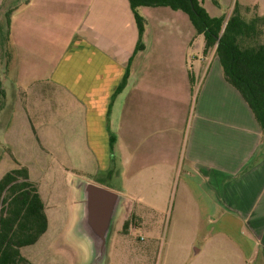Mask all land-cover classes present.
Returning <instances> with one entry per match:
<instances>
[{"label": "crops", "instance_id": "crops-1", "mask_svg": "<svg viewBox=\"0 0 264 264\" xmlns=\"http://www.w3.org/2000/svg\"><path fill=\"white\" fill-rule=\"evenodd\" d=\"M26 2L6 29L23 119L48 128L47 144L69 145L72 169L130 196L136 225L150 220L137 205L173 199L165 264H264L261 130L187 15L139 8L135 52L127 0Z\"/></svg>", "mask_w": 264, "mask_h": 264}, {"label": "rangeland", "instance_id": "rangeland-1", "mask_svg": "<svg viewBox=\"0 0 264 264\" xmlns=\"http://www.w3.org/2000/svg\"><path fill=\"white\" fill-rule=\"evenodd\" d=\"M26 1L0 0V179L8 171L17 168L16 162L27 166L29 176L43 199L48 221L45 234L36 244L23 248L22 256L31 264H165L170 254L173 199L165 203L164 208L155 211L139 209L137 205L135 212L141 210L150 215V220L144 226H138L131 213L132 198L124 192L119 194L130 198V211L126 215L123 212L116 221L108 259L95 262L91 242L80 227L82 204L76 186L86 181L115 191L102 184L100 175L95 177L90 172L72 169L71 160H66L65 153L69 151V145L62 142L57 146L47 144L44 137L49 132L48 128H38L40 123H29L28 118L23 119L25 114L17 112V104H14L11 94L15 89L8 67L10 52L6 22L13 13L18 14L17 11L26 6ZM197 1L204 3L210 15H214L216 10L225 21L236 4L246 21L256 15L264 17V0ZM257 41L264 44V28ZM37 135L42 138L41 144ZM106 185L118 187L115 181L107 182ZM121 221L124 223L120 224ZM124 224H127L126 230ZM181 231L182 226L179 235ZM175 254L179 255L180 252Z\"/></svg>", "mask_w": 264, "mask_h": 264}, {"label": "trees", "instance_id": "trees-1", "mask_svg": "<svg viewBox=\"0 0 264 264\" xmlns=\"http://www.w3.org/2000/svg\"><path fill=\"white\" fill-rule=\"evenodd\" d=\"M127 1L138 34L135 52L143 48L140 42L144 19L137 12L139 8L167 7L187 15L195 33L204 39V54L214 48L225 81L249 107L264 144V44L257 41L264 17L256 15L246 21L237 4L225 21L223 16L211 17L197 0ZM127 76L128 73L116 93L124 88ZM113 141L111 137L110 147ZM47 227L44 205L27 169L19 166L5 173L0 179V264H31L21 250L36 244ZM123 228L126 230L127 224Z\"/></svg>", "mask_w": 264, "mask_h": 264}, {"label": "water", "instance_id": "water-1", "mask_svg": "<svg viewBox=\"0 0 264 264\" xmlns=\"http://www.w3.org/2000/svg\"><path fill=\"white\" fill-rule=\"evenodd\" d=\"M81 194L80 227L91 242L95 262L106 261L116 221L129 210V200L116 192L83 181L77 184Z\"/></svg>", "mask_w": 264, "mask_h": 264}]
</instances>
